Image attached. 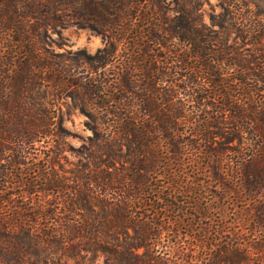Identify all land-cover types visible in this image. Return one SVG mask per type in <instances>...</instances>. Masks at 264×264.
Instances as JSON below:
<instances>
[{
	"label": "trees",
	"instance_id": "16d2710c",
	"mask_svg": "<svg viewBox=\"0 0 264 264\" xmlns=\"http://www.w3.org/2000/svg\"><path fill=\"white\" fill-rule=\"evenodd\" d=\"M167 2L0 0V264H264V18Z\"/></svg>",
	"mask_w": 264,
	"mask_h": 264
},
{
	"label": "rangeland",
	"instance_id": "374dc122",
	"mask_svg": "<svg viewBox=\"0 0 264 264\" xmlns=\"http://www.w3.org/2000/svg\"><path fill=\"white\" fill-rule=\"evenodd\" d=\"M226 2L227 4H236L238 6H243L244 4L250 5L254 11L260 13L264 18V0H168L167 7L169 8V15L174 16L175 11L178 10V3L183 5L201 4L202 6V15L204 21L210 25L211 24V15L218 14L221 12L220 4L221 2ZM58 44H61L63 47L59 49L55 47L57 53H66V51L77 52L79 50H86L88 54L95 55L97 51L103 48L104 43L102 38L92 30L80 29L77 27H69L63 30V39L58 40ZM63 100V101H62ZM60 102L63 105V113L65 119V128L67 132L73 136H90L91 131L86 128L85 122H87L88 117L81 113L79 107L81 106L82 99L78 98L72 99L71 97H64ZM68 141L75 147L81 145L79 139H68ZM230 213V212H229ZM242 216V211L235 214L234 220H236L237 215ZM231 216V214H230ZM239 217V216H238ZM194 241V244H185L184 248H179L177 246H171L167 252H185L184 254L189 255V261H195L197 257L201 258L206 250L209 252H214L215 248H202L201 245ZM191 245V246H190ZM187 247V248H186ZM182 249H184L182 251ZM216 252V251H215ZM171 256V255H170ZM181 259V258H178ZM185 258V260H188ZM181 262V260H180Z\"/></svg>",
	"mask_w": 264,
	"mask_h": 264
}]
</instances>
